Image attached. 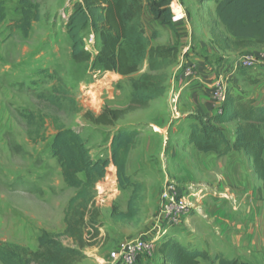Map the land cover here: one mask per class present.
<instances>
[{"label": "rangeland", "instance_id": "obj_1", "mask_svg": "<svg viewBox=\"0 0 264 264\" xmlns=\"http://www.w3.org/2000/svg\"><path fill=\"white\" fill-rule=\"evenodd\" d=\"M198 1L203 8L198 9L197 15L205 16L211 37L203 31L207 26H200L187 53L191 58L187 63L194 64L193 73L182 76V63L175 71L178 79L175 84L182 77L179 90L186 86L189 89L195 83L204 87L205 94L200 93L199 98L204 102L201 101L203 110L206 103H223L212 97V88L218 79L226 86L227 94L243 98L257 96L260 103L264 102V83H252L259 79L258 75L264 76V69H236L238 60L246 53L264 56V46L242 52L230 51L225 40L229 36L212 15L213 3L219 0H184L182 5H188L184 7L186 10L182 8L185 17L186 12L194 11L189 7ZM74 2L31 0L38 9L39 19L31 22L27 36H24L15 27L21 18L19 0H3L5 19L0 24V244L34 251L38 237L45 232L64 245L73 246L72 241L61 234L68 202L77 191L63 183L60 168L50 153L56 128L76 130L84 139L92 160L110 157V142L118 130L138 133L125 169L131 182L141 185L133 204L137 215L125 221L112 218L114 210L126 212L133 190L119 187L116 170H113L114 179L109 165L106 179L99 180L92 190L93 215L97 213L92 224L97 232L94 233L89 224L83 230L87 246L82 249L83 258L77 264H113L119 261L122 246L137 238L150 239L154 247L151 255L138 257L135 264H165L155 246L158 247L165 235L159 219V198L166 184L177 189L186 207L182 223L170 232L176 241L194 244L206 251L211 259L216 255L231 258L242 250L231 240L236 225H241L245 231L253 224L256 240L264 243V195L252 162L241 151L216 157L201 154L188 143L189 124L193 122L190 115L205 114L192 112L190 99L193 97L190 96L181 102L188 111L174 119L176 102L171 104L174 83L171 88L166 83L168 95L158 98L153 106L149 104L145 109L125 113L113 126L96 125L85 116L88 113L96 117L106 109L124 110L131 86L126 78L92 68L91 64L73 62L65 24ZM158 31L157 35H160V28ZM165 31L174 36L173 30ZM167 34H161V38H166ZM85 35L86 46L94 55L93 37L88 32ZM197 56L208 65L203 82H200L192 60ZM180 59L178 53L175 64L178 65ZM42 71L46 73L42 74ZM144 71L143 66L141 72ZM249 72L253 74H245ZM59 88L67 90L69 98H62L60 107H56L44 96L56 95ZM194 89L192 94L198 92ZM198 95L193 100L198 101ZM220 127L228 140L233 136L230 140L233 142L235 123ZM243 238L249 239L245 235ZM224 241L226 246L222 247ZM204 244L210 248H203ZM199 264L216 263L200 261Z\"/></svg>", "mask_w": 264, "mask_h": 264}, {"label": "trees", "instance_id": "obj_2", "mask_svg": "<svg viewBox=\"0 0 264 264\" xmlns=\"http://www.w3.org/2000/svg\"><path fill=\"white\" fill-rule=\"evenodd\" d=\"M173 0H75L72 12L66 19L65 30L70 42L71 59L76 64H91L92 68L126 78L131 86L127 107L124 110H103L100 115L86 113L96 125L113 126L125 113L145 109L166 92V69L174 65L177 50L171 46H151L144 35L142 18L147 8L153 21L174 31L169 8ZM21 18L15 27L27 36L31 22L38 21V9L31 0H19ZM215 15L228 38L226 47L232 52L258 49L264 46V0H219ZM5 19L3 0H0V24ZM93 37L95 54L86 46L85 33ZM157 38V33H152ZM146 65V71L141 72ZM264 69V67L257 66ZM46 71H42V74ZM139 73V74H138ZM138 74L136 77H132ZM252 83H264V76ZM69 98L68 91L56 89V95L44 96L51 105L60 107V100ZM68 101H71L68 99ZM188 143L201 154L223 157L231 152H243L252 162V169L264 195V103L242 96L226 94L221 113L212 116L190 115ZM235 123L234 141L228 140L220 127ZM138 133L135 130H118L110 142V157L92 160L80 134L69 128H56L50 145L63 183L77 192L64 214L65 228L61 236L72 241L67 246L58 238L43 232L37 239V249L0 244V264H77L82 249L87 246L83 237L86 226H92L97 213L92 204L94 185L106 174L111 165L116 170L121 189L132 188L126 212L112 211L116 221L132 220L137 215L133 207L135 196L141 188L125 175L128 154ZM83 175V178L80 176ZM88 218V221H87ZM169 229L157 247V253L165 264H199L200 261L216 264H249L239 259H226L198 249L194 244H182L170 234ZM113 264H122L117 261Z\"/></svg>", "mask_w": 264, "mask_h": 264}, {"label": "crops", "instance_id": "obj_3", "mask_svg": "<svg viewBox=\"0 0 264 264\" xmlns=\"http://www.w3.org/2000/svg\"><path fill=\"white\" fill-rule=\"evenodd\" d=\"M176 2H178L181 7L183 9L187 8L188 5H182V2H184V0H174ZM200 3L199 2H194L195 5H191L189 8H193L194 11H190L186 12V17L184 20L182 21H178V22H173V26H174V36H171L170 33H164L166 32L165 30L168 29V27L166 26H162L159 24V21H153L150 17V14L147 10V8H145L144 10V14H143V18H142V26L144 29V35L148 38L150 45L151 46H172L178 49V53L181 54V59H180V63L174 64L172 66H170L169 68L166 69V73H167V85L168 87L171 88L172 84L174 83V89H173V98H172V105H174V102H176V110H175V114H174V109H173V118L177 119V115L179 114H185L186 111H188L187 108H183L181 105V102L184 101V98H189L191 96V98L195 95H198L196 100H192L190 99V102H193L192 105V112L193 111H197L198 113H204L206 116H212L214 114L217 113H221V104L219 103H206V108H201L202 106V99L200 100L199 98H201L200 93H204L205 88L201 87L200 84L195 83L193 84V86L186 88L184 87L182 90L180 88V84L181 81L183 80L182 77H180V81H178L177 84H175V81L178 80L177 77L175 76V71L177 70L178 66H182V63L187 62V60L190 58L188 57L187 53H189V49H190V44L192 41V38L194 36V34H198L199 33V29L200 26H207L208 21L205 20V16L203 15V18L197 15L198 9L203 8L200 7ZM214 8H215V4L216 1L213 3ZM185 7V8H184ZM213 8V16H214V21L217 22V24L219 25V21L215 15V9ZM186 10V9H185ZM160 28V35H157V38H153L152 37V33L153 32H159ZM224 31V29H222ZM204 33L207 35V37H211V32H210V28L207 26L206 30H203ZM167 34L166 38H161L162 35ZM226 34V33H225ZM179 49H182L181 51H179ZM177 53V54H178ZM199 56L197 57H193L192 60H194L195 64H196V74H198L200 82H203L202 80H205V75L208 74V72L206 73V68L208 67L207 64H205L204 62L200 61L198 59ZM191 60V58H190ZM194 65V64H193ZM227 67V65H226ZM144 69L146 70V65H144ZM245 74H253L252 72L249 73H245ZM207 78V77H206ZM176 79V80H175ZM259 84V83H257ZM178 85V86H177ZM194 87L196 89H194ZM176 89V90H175ZM197 90L198 92H195L192 94L191 90ZM191 92V93H190ZM198 93V94H197ZM168 93H165L162 97L167 96ZM174 95L176 96L175 100H174ZM247 98H251V99H255L257 100V96H248ZM161 99V98H159ZM157 100H154L150 103L151 106H153V104H155ZM202 101V102H201ZM204 103V102H203ZM257 103L260 104V101L257 100ZM264 103V102H262ZM173 108V107H172ZM172 119V121L174 120ZM233 139V136H231L230 140ZM130 156H131V151L128 154V158H127V162H126V167L125 169H127V166L129 164V160H130ZM252 223V222H251ZM236 231L234 233V238L233 236L231 237V240L233 239L234 246L235 247H239L241 250V253L239 255H236L235 257H231V258H226V259H239L238 257H241V261H246L249 264H264V243H261L258 239L256 240L255 235L253 233V224H251V226L249 227L250 229H245V231H243V228L241 225H236ZM250 232V233H249ZM244 235L247 236L249 239L244 240ZM225 242L221 243L222 247H225ZM220 244V243H219ZM156 250H157V246H155ZM203 248H210V246L204 244ZM241 255V256H240Z\"/></svg>", "mask_w": 264, "mask_h": 264}, {"label": "built area", "instance_id": "obj_4", "mask_svg": "<svg viewBox=\"0 0 264 264\" xmlns=\"http://www.w3.org/2000/svg\"><path fill=\"white\" fill-rule=\"evenodd\" d=\"M169 8L171 10L172 23L185 19V13L178 2L173 0ZM257 66L264 67V56L246 53L238 60L236 69L241 70ZM182 69V76L186 77L193 73L194 67L186 62L183 64ZM223 85V82L218 79L212 88V97L220 103L224 102L227 94V88ZM112 177L116 179L114 172ZM104 178L106 179V174ZM183 204L184 198L178 194L177 189L171 184H166L159 198V219L162 223L163 233H166L171 228L178 227L182 223V218L186 215V207ZM153 247L154 242L147 238H137L126 242L121 248L119 261L122 264H135L138 257L151 255Z\"/></svg>", "mask_w": 264, "mask_h": 264}, {"label": "bare ground", "instance_id": "obj_5", "mask_svg": "<svg viewBox=\"0 0 264 264\" xmlns=\"http://www.w3.org/2000/svg\"><path fill=\"white\" fill-rule=\"evenodd\" d=\"M113 170H114V168L113 167H110V171L113 173Z\"/></svg>", "mask_w": 264, "mask_h": 264}]
</instances>
